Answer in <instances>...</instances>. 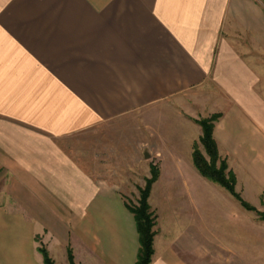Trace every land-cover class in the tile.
<instances>
[{
	"label": "crops",
	"instance_id": "crops-1",
	"mask_svg": "<svg viewBox=\"0 0 264 264\" xmlns=\"http://www.w3.org/2000/svg\"><path fill=\"white\" fill-rule=\"evenodd\" d=\"M171 104L187 117L158 114ZM133 113L158 170L150 264H233L235 241L249 249L247 212H233L245 221L230 243H204L198 197L180 187L186 171L209 181L191 156L193 119L219 113L218 155L264 208V0H0V264H43L41 244L55 264L68 248L76 264H134L121 185L69 146Z\"/></svg>",
	"mask_w": 264,
	"mask_h": 264
},
{
	"label": "rangeland",
	"instance_id": "rangeland-1",
	"mask_svg": "<svg viewBox=\"0 0 264 264\" xmlns=\"http://www.w3.org/2000/svg\"><path fill=\"white\" fill-rule=\"evenodd\" d=\"M158 114L187 117L179 106H173V104L166 106ZM134 116L135 113L103 122L98 126L76 134L69 142V146L74 150V153L85 155L84 157L89 154V157H87L89 164L98 167L100 174L104 172L107 176L111 175V180L121 185V190L126 195L127 204L130 205L136 204L138 189L144 186L145 177L147 175L151 176L150 171H147L145 161L148 155L145 134L148 129L145 128L144 123ZM170 125H173V123H170ZM198 142L195 143H197L199 150L205 154L202 145ZM118 151H120L119 155L117 154ZM129 151L131 152L129 153ZM155 164H151L150 168L151 166L156 168ZM184 173L185 177L183 178L186 179L187 186L180 187V189H184L187 195L198 197L196 200L200 206L199 211L202 218L199 220L198 229L196 230L201 231L203 242L215 243L218 246L230 243L231 234L228 230L230 226H233V228L241 227L242 222L245 221V218L233 215V212L235 210L247 212L250 227L249 249L242 252L237 249V241H235V249L231 253L227 251L226 256L232 258L233 264H246L247 262L249 264H264V220L258 218L256 211L244 208L234 197V206L227 205L226 198L228 196V201H231L230 193L217 183H212L210 180L206 181L196 173H190L189 171ZM177 179L182 181V176ZM165 189L176 190L178 188L169 187ZM254 205L258 206L257 202H254ZM261 206H264V204ZM256 210L264 211V208H256ZM158 211L162 218L170 219L165 215L164 209L160 208ZM227 211L232 213L228 218L225 215V213H228ZM165 231L173 233L170 220L169 226L166 224Z\"/></svg>",
	"mask_w": 264,
	"mask_h": 264
},
{
	"label": "trees",
	"instance_id": "trees-1",
	"mask_svg": "<svg viewBox=\"0 0 264 264\" xmlns=\"http://www.w3.org/2000/svg\"><path fill=\"white\" fill-rule=\"evenodd\" d=\"M220 117L219 113H213L203 116L194 121L201 127V134L198 139L204 149L203 154L197 143L193 144L192 159L199 173L206 179L217 183L225 188L235 199H237L247 210L256 211L258 218L264 220V211L256 210V208L243 200L235 190V176L228 169L226 161L218 155L217 144L213 137V128L215 122ZM151 166V176L145 179L144 186L138 189V198L136 204H127V209L132 213L135 228L138 234V251L134 264H150L153 255V237L155 235L156 214L149 205V192L158 176V170ZM38 251L41 252L43 264H55L50 257L44 245H40ZM67 259L69 264H76L73 260L71 250L67 249Z\"/></svg>",
	"mask_w": 264,
	"mask_h": 264
}]
</instances>
